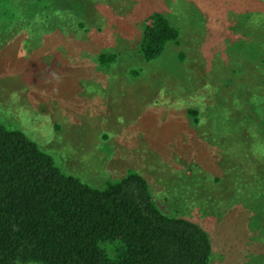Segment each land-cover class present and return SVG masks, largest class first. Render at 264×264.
<instances>
[{
	"label": "rangeland",
	"instance_id": "374dc122",
	"mask_svg": "<svg viewBox=\"0 0 264 264\" xmlns=\"http://www.w3.org/2000/svg\"><path fill=\"white\" fill-rule=\"evenodd\" d=\"M211 3L221 0H0V121L91 186L144 176L164 212L207 231L212 264H264V179L235 167L250 156L264 168V153H253L264 128L241 131L239 144L203 130L223 107L257 119L264 39ZM157 11L181 36L149 63L139 48ZM101 55L114 63L101 67ZM217 197L229 206L217 210Z\"/></svg>",
	"mask_w": 264,
	"mask_h": 264
},
{
	"label": "trees",
	"instance_id": "16d2710c",
	"mask_svg": "<svg viewBox=\"0 0 264 264\" xmlns=\"http://www.w3.org/2000/svg\"><path fill=\"white\" fill-rule=\"evenodd\" d=\"M209 9L221 10L222 18L235 13L236 26L250 37L264 39V0H221ZM180 36L165 13L154 12L145 20L139 52L146 62H153ZM114 61V56L99 57L101 67ZM258 97L260 102L253 100L257 119L243 106L233 114L223 107L217 119L205 122L206 139L214 136L218 143L239 144L241 131L257 137L264 128V93ZM235 114L240 116L237 120ZM188 115L200 123L197 108H189ZM235 121L236 130L231 125ZM259 138L253 153H264V137ZM226 154L229 161L232 156ZM236 163L242 175L249 176L252 169L257 181L264 179V168L250 156ZM211 204L217 210L229 206L220 197L212 198ZM213 256L207 231L185 216L164 212L141 174L91 186L65 173L24 131L0 121V264H212Z\"/></svg>",
	"mask_w": 264,
	"mask_h": 264
}]
</instances>
